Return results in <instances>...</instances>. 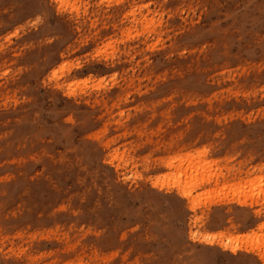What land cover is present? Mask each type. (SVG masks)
Returning <instances> with one entry per match:
<instances>
[{
  "label": "rangeland",
  "instance_id": "374dc122",
  "mask_svg": "<svg viewBox=\"0 0 264 264\" xmlns=\"http://www.w3.org/2000/svg\"><path fill=\"white\" fill-rule=\"evenodd\" d=\"M262 191L264 0H0V264H264Z\"/></svg>",
  "mask_w": 264,
  "mask_h": 264
},
{
  "label": "bare ground",
  "instance_id": "6f19581e",
  "mask_svg": "<svg viewBox=\"0 0 264 264\" xmlns=\"http://www.w3.org/2000/svg\"><path fill=\"white\" fill-rule=\"evenodd\" d=\"M187 154H188V153H187ZM188 155H189V154H188ZM192 155H193V154H192ZM184 156H185V155H184ZM192 158H193V157H192ZM181 159H182V158H181ZM181 159H180V160H181ZM193 160H195V159H193ZM171 161H173V160H171ZM200 161H201V160H200ZM173 162H174V161H173ZM173 162H172V163H173ZM201 162H202V161H201ZM180 163H182V161H180ZM169 164H170V163H169ZM184 164H185V163H184ZM191 164H192V163H191ZM173 165H174V164H173ZM193 165H194V164H193ZM197 165H198V164H197ZM197 165H196V166H197ZM178 166H179V165H178ZM189 166H191V165H189ZM205 166H206V165H205ZM184 167H185V166H184ZM193 167H194V166H193ZM197 167H198V166H197ZM170 168H171V167H170ZM175 168H176V166H175ZM179 169H180V168H179ZM177 170H178V169H177ZM185 170H186V168L184 169V171H185ZM204 170H205V169H204ZM178 171H179V170H178ZM178 171H177V172H178ZM185 172H186V171H185ZM206 173H207V171H206ZM209 173H210V172H209ZM180 174H181V172H180ZM188 174H189V173H188ZM195 174H196V173H194V175H195ZM197 174H198V173H197ZM185 175H186V174H185ZM199 175H201V172L199 173ZM186 176H188V175H186ZM190 176H191V174H190ZM196 176H197V175H196ZM202 176H203V174H202ZM211 176H212V175H211ZM188 177H189V176H188ZM192 177H194V176H192ZM192 177H191V178H192ZM197 177H198V176H197ZM207 177H208V175H207ZM184 178H185V177H184ZM191 178H190V179H191ZM186 179H187V177H186ZM194 179L196 180V177H195ZM200 179H201V181H199V182H202L203 179H202L201 177H200ZM204 179H205V178H204ZM208 179H209V178H208ZM180 180H181V179H180ZM187 180H188V179H187ZM187 180H186V181H187ZM190 181H193V180H190ZM180 182H181V181H179V183H180ZM182 182H183V181H182ZM193 182H194V181H193ZM186 183H188V181H187ZM197 183H198V182L196 181L195 184H194V186L197 185ZM188 184L191 185V184H193V183H192V182H191V183L189 182ZM182 185H183V184H182ZM186 185H187V184H186ZM189 185H187V187H189ZM191 186H192V185H191ZM193 189H194V188H193ZM190 191H191V190H190ZM180 192H181V190H180ZM183 192H184V194H186L185 196H187V194H189V192H187L185 189H184ZM257 192H259V191H257ZM191 193H192V192H191ZM262 193H264V192L262 191ZM192 195H193V194H192ZM262 195H263V194H262ZM262 195H261V196H262ZM193 198H194V197H193ZM258 198H259V197H258ZM194 200H195V199H194ZM189 205H190V204H189ZM263 222H264V221H263ZM261 230H262V229H261ZM263 234H264V233H263ZM261 236H262V235H261ZM257 237H258V236H257ZM259 238H262V237H259ZM262 244H263V242H262ZM253 246H254V245H253ZM257 248H258V247H257ZM255 249H256V248H255ZM260 256H261V255H260Z\"/></svg>",
  "mask_w": 264,
  "mask_h": 264
}]
</instances>
